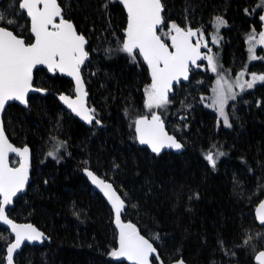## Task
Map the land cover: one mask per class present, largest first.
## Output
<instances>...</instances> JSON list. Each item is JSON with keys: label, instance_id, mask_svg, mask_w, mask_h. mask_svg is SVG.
<instances>
[{"label": "trees", "instance_id": "obj_1", "mask_svg": "<svg viewBox=\"0 0 264 264\" xmlns=\"http://www.w3.org/2000/svg\"><path fill=\"white\" fill-rule=\"evenodd\" d=\"M58 1L63 16L86 39L89 60L82 74L88 106L99 123L86 127L51 94L30 95L27 108L12 104L5 109L7 137L31 151L29 187L7 214L35 225L46 237L42 246H25L15 264H127L112 256L119 246L112 213L82 176L83 168L113 183L127 203L123 222L151 239L157 250L153 264L177 259L255 264L254 255L264 250V227L253 215L264 195V82L229 104L230 126L202 104L215 76L207 61L190 71L189 85L173 89L168 104L148 110L149 75L136 53L133 61L121 50L126 15L116 0ZM259 1L161 0L164 24L158 35L168 44L165 33L175 23L208 38L213 20L221 17L226 28L214 47L221 66L234 74L244 68L263 74L262 61L246 65L247 35L264 27ZM18 2H0V26L29 43L28 21ZM33 85L72 94L70 81L44 69L34 71ZM152 113L160 114L182 143L180 154L151 153L137 143L134 121ZM210 150L215 167L205 159ZM50 151H57L56 158ZM10 241L0 226V264Z\"/></svg>", "mask_w": 264, "mask_h": 264}, {"label": "snow or ice", "instance_id": "obj_2", "mask_svg": "<svg viewBox=\"0 0 264 264\" xmlns=\"http://www.w3.org/2000/svg\"><path fill=\"white\" fill-rule=\"evenodd\" d=\"M120 2L127 9L128 15L126 38L122 41L121 50L132 56L133 61L136 59L134 50H138V54L143 57L151 71L152 82L145 90L147 97L145 106L148 109L160 108L169 103L167 93L171 89L172 82H178L181 77L188 79L190 63L195 65L198 60L204 58L207 59L211 70L217 71L213 57L211 55L202 57L200 52L201 46L207 48L208 45L206 43L201 45L200 40H197L195 44L191 43L190 38L196 36L197 32L190 28L185 30L175 23L170 24V30L165 35L170 37V47L174 51L169 50V45L162 40L161 35L157 34L159 26L164 24L161 15L163 10L161 0H120ZM261 6H264V0H261ZM19 8L25 10L31 19V32L35 42L26 43L12 30L0 26V110L4 109L8 101H19L26 104L25 97L32 89L33 69L37 65H46L49 71L55 72L58 69L76 79L79 93L77 98L75 100L67 96L60 98L82 119L91 122L94 118L91 113L95 110L85 107L83 96L86 94L82 91L80 78V66L88 55L84 48L85 38L77 34L71 22L63 19L57 0H21ZM57 17H60L58 23L56 22ZM260 19L264 21V16ZM2 20L4 17L0 15V21ZM7 23L12 24L14 21L7 20ZM224 24L225 21L217 17L213 26L218 32L219 27ZM166 27L169 26L166 25ZM252 39L250 35V43ZM212 42H217L215 37ZM259 43L264 44V32L260 33ZM249 52L253 53L254 49L250 47ZM251 58L256 57L252 55ZM243 75L244 73L241 72L240 76ZM256 80L264 81V75L257 77L253 74L252 80L244 83L237 77L234 83L243 90L245 87L252 88ZM225 83L227 81H224L223 76L217 80V86L213 89L215 98L211 106L218 110L225 125L230 126L225 113V104L229 98L225 92ZM231 91L232 84H228L227 93ZM231 98H235L234 94ZM97 123H99L98 120ZM134 125L139 142L148 145L154 153L159 154L164 147L176 149L182 147L173 137L164 132L163 122L159 115L153 114L151 120L147 117L136 119ZM59 146H56L57 151ZM28 151L27 147L21 150L9 143L0 126V196L3 198L0 200V221L10 226L15 234V242L7 247V264H13V253L25 240H40L43 236V233L37 231L32 225H17L6 215L5 206L12 203V198L24 189L27 182ZM9 152L22 157L23 162L19 167L8 166ZM48 154L56 158L55 151H50ZM216 155H223V153H216ZM205 159L212 167H215L216 161L211 150L206 153ZM87 174L92 178L93 183L101 187L115 209L116 224L120 229L119 248L112 252V256L124 257L132 264H149L150 255L156 252L153 244L141 236L133 225L121 223L120 213L124 203L116 195L112 186L98 180L91 172ZM257 215L260 222L264 224V202L260 203ZM156 259H159L158 255ZM255 259L259 264H264V251L259 252ZM177 264H184V262L180 260Z\"/></svg>", "mask_w": 264, "mask_h": 264}, {"label": "water", "instance_id": "obj_3", "mask_svg": "<svg viewBox=\"0 0 264 264\" xmlns=\"http://www.w3.org/2000/svg\"><path fill=\"white\" fill-rule=\"evenodd\" d=\"M1 1H2V0H0V2H1ZM20 2H21V0H19V2H18V8H19V3H20ZM116 2H117V4L123 9V11H124V13H125V15H126V27H127V21H128L127 9H126L125 6L120 2V0H116ZM57 4H58V6L61 8V16L63 17V19H65V20H67V21H69V22L72 23V21L66 19V18L63 16V9H62V7L60 6L58 0H57ZM161 4H162V3H161ZM40 7L42 8V4H41ZM19 11H20L22 14H24L25 18H26L27 21H28L29 34H30V36H31V38H32V42L34 43V42H35V40H34V35H33V33L31 32V19H30V17L27 15V13H26L25 10H22V9L19 8ZM161 15H162V17H163V10H162V12H161ZM59 19H60V17H57V18H56V22H57V23L59 22ZM72 24H73V23H72ZM73 26H74V24H73ZM126 27H125V30H124V39L126 38ZM49 28L51 29V26H49ZM160 28H161V25L159 26V28H158V30H157V34H158V31H159ZM74 29H75V26H74ZM182 29H184V28H182ZM188 29H189V28H188ZM190 29H192L194 32H197L196 29H194V28H190ZM185 30H186V29H185ZM75 31L77 32L76 29H75ZM77 34H79V33L77 32ZM172 34L174 35L175 33L173 32ZM79 35H80V34H79ZM17 37H18V36H17ZM83 37H84V36H83ZM18 38H21V37H18ZM84 38H85V37H84ZM190 40H191V43L195 44L196 41H197V35L191 37ZM85 41H86V39H85ZM200 42H201V41H200ZM205 43L208 45V47L205 48V47L201 46V48H200V52H201V54H202V57L207 56V50H208V48H209V42H205V41H204V42H201V45H203V44H205ZM166 44H167V43H166ZM86 45H87V42L85 43L84 48H86ZM168 45H169V50H170V51H174V49H172V48L170 47V46H171V39H170V37H169ZM85 51H86V49H85ZM134 53H136V54L139 56V58H140L142 64L146 67L147 72H148V75H149L150 85H151V82H152V79H151V71H150V69H149L147 63L143 60V57L140 56V55L138 54V50H134ZM88 60H89V56L87 55V58L84 60L83 64L80 66V78H81V82H82V91H83V93L86 94V95L83 96L85 107L88 108V109H91V108L88 106V92H87V87H86V84H85V79H84L83 74H82V70H83V68L85 67V65H86V63H87ZM204 61H207V59L202 58V59L198 60V61L196 62L195 65H192L191 63L189 64L188 79L185 80L183 77H181V78L179 79L178 82H177V81H173V82H172L171 89H170V91L167 93V95H168V100H169V97H170V95L172 94L173 89H174L175 87H177V86H181V85H183V86H187V85H189V82H190V71H191L192 69H196V68L198 67V64H199L200 62H204ZM37 69H44V70L46 71V73H47L48 75H50V76L59 75V76H61V77H64L66 80L70 81L71 84H72V94H71V95L66 94V93H60V94H57V93L49 92V91L46 90V89H42V88L35 87V86L33 85V79H32V89H30V90L28 91V93H27V95H26V97H25V99H26V101H27L26 104H22V103H20L19 101H8V102L6 103L4 109H3V110H0V126H2L4 133H5V130H4V127H3L2 116H3V113H4L5 109H6L8 106L12 105V104L18 105V106L23 107V108H27V107H28V98H29V96H30V95H36V94L39 95L40 97L46 96V95H48V94H51L52 96L55 97V99L58 101V103L61 105V107H62L65 111H67L72 117H74L75 119H77L80 123H82V124L85 125L86 127H91L93 123L97 122V119H96L95 115L93 114V112L91 113V115H92L94 118L92 119L91 122H88V121L82 119L81 116L77 115L76 112H74L71 108L68 107V105H67L63 100H61V98H60L61 96H67V97H69V99L75 100V99L77 98V95H79V93L77 92V82H76V79H75L73 76H69V75H67V73H62V72H60L58 69H57L55 72L49 71L46 65H37V66L33 69V73H34V71L37 70ZM153 114L159 115L160 118H161V115H160V114H158V113H152V114H149V115H140V116L137 117L136 119H139V118H142V117H147L149 120H151V117H152ZM136 119H135V120H136ZM161 121L163 122L164 132L167 133L168 136L173 137L178 143H180V144L182 145V143H181V142H180V141H179V140H178L173 134H171V133L168 131V129H167V123H166L162 118H161ZM134 134H135V137H136V141H137V143H138L141 147H144V148H146L149 152L154 153V152H152L151 148H150L148 145H146V144H141V143L139 142L138 134H137V132H136V130H135V125H134ZM5 135H6V133H5ZM6 137H7V135H6ZM7 139H8V141H9V143H11L14 147H16V148H18V149H21V150H22L24 147H27L28 150H29L28 153H27V164H28V173H27V174H28V179H27V182H26V184H25V186H24V189H23L22 191L18 192V193L16 194V196H14V197L12 198V203H11V204L5 206V208H6V215L8 216L7 211L13 207L15 200H17L20 196H22V195L27 191V189H28V187H29L30 180H31V169H30V166H31V151H30V148H29L28 146H26V145H23V146H16L15 144H13V143L9 140L8 137H7ZM182 151H183V145H182V147H181L180 149L170 148V147H164V148L161 149L160 153H163V152H173V153H175V154H180ZM155 154H157V153H155ZM11 158H16V159H17V164H16L15 166H12V165L10 164V160H11ZM22 162H23L22 157L16 155L15 153H11V152L8 153V166H9V167L17 168V167L20 166V164H21ZM88 172H91V173H92V174H93L98 180H102V181H104L105 183L110 184V185L112 186V189L116 192V195L119 196L120 199L123 201V203H124V207H123V209L121 210V213H120V219H121V223H122V224H125V223L123 222L122 216H123V214H124V212H125V210H126V208H127V203H126V201L122 198V196L118 193V191L115 189V187H114V185H113L112 182L105 180L102 176L96 174L95 172H93V171H92L91 169H89V168H83V169H82V176L86 179V181H87L88 185L90 186V188L92 189V191H93L94 193L99 194V195L103 198V200L105 201V203L107 204V206L109 207V209L111 210V213H112V220H113V221H112V222H113V226H114L115 229H116V233H117V235H118V241H119V232H120V229L117 227V224H116V213H115V209L112 207V203L109 201L108 197L104 194V191L101 190V187H99V186H97V184L93 183L92 178L87 174ZM2 199H3L2 196H0V200H2ZM261 202H264V195H263V197L261 198V200L257 203V205L255 206V209H254V213H253V215H254V219H255L256 224L259 225V226H263V227H264V224H262V223L260 222V220L258 219V215H257V210H258L259 205H260ZM8 217H9V216H8ZM10 219H11V218H10ZM11 220L13 221V223H15V224H17V225H29V224H30V225H32L37 231L43 233L41 230H39L35 225H33V224H31V223H28V222H17V221H15V220H13V219H11ZM125 225H126V224H125ZM0 226H1L2 228H4L5 230H7L8 233H9V235L11 236V241L7 244L6 249H5V264H7V260H6V256H7V247H8L11 243H14V242H15V234L12 232L11 227L8 226V225L3 224L2 221H0ZM136 230H137V229H136ZM137 232H138L141 236H143L145 239H147L150 243L153 244V242L151 241V239H149V238H147L146 236H144L143 234H141L139 230H137ZM45 240H46V237H45L44 233H43V236L41 237L40 240H35V241H27V240H25V241L21 244V246H20L18 249H16V251L13 253V264H15V258H16V256L22 251V249H23L25 246H42V245L44 244ZM153 247L155 248L154 244H153ZM118 248H119V246H118ZM155 249H156V248H155ZM261 251H264V250H260V251H258V252L254 255L253 260H254L255 264H259V262L255 259V257H256V256L259 254V252H261ZM156 256H157V250H156L155 253H153L152 255H150V257H149V264H153V263H152V260L155 259ZM120 258H121L122 260H124L127 264H132V262L129 261V260H127L126 258H124V257H120ZM180 260H182V259L173 260V261H170V262H168V263H164L163 261H158L157 264H177V262L180 261ZM182 261H183V260H182ZM183 262H184V261H183ZM184 264H187V263L184 262Z\"/></svg>", "mask_w": 264, "mask_h": 264}, {"label": "rangeland", "instance_id": "obj_4", "mask_svg": "<svg viewBox=\"0 0 264 264\" xmlns=\"http://www.w3.org/2000/svg\"><path fill=\"white\" fill-rule=\"evenodd\" d=\"M257 8L261 9V16H264V6H261V0L259 1V5H258ZM215 19L212 22V31L209 34V38L208 39H209L210 44L212 46L219 47L220 46V42L222 41V30L224 28H226V23L224 25H221L219 27V31L217 32L216 28L213 26L214 25V22H215ZM262 22L264 23V21H262ZM250 35L253 37V39L251 40V43L249 42V36ZM204 37L205 36L203 34H202V36H200L199 39H200L201 42L206 40V39H204ZM213 37H215V39L217 41L216 43H213L212 42L213 41ZM259 39H260V33H258V32L252 31L251 33H249L247 35V40H246V53H247L246 65H249V64L254 63L256 61H264V59L262 58L263 57L262 54L264 53V44H260L259 43ZM250 47H252L254 49V52L253 53H250L249 52V48ZM210 49H211V51L208 50L207 51V55H211L213 57L214 63L217 66V71L214 72L215 76H214V79H213V82H212L211 86L209 87L208 95L202 96L201 97V100H202V104H203L204 108L207 109V110L212 111L217 116L218 119L222 120L221 122L225 125V123L223 121V118L219 115L218 110L214 106H211L212 105V100L215 98V93L213 92V89L216 88V86H217V80L221 76H223L224 77V81H227V83L224 84V88H225V92H226V94L228 95L229 98L227 99V103L225 104V113H226L227 116H229L227 114V108H229V104L232 101H234L236 98L242 96L243 93L252 90L254 88V86H256L257 84H259L261 82H264V81H261V80H256L253 83V87L252 88L245 87L242 90L240 87L236 86L235 83H234L236 81L237 77H239L240 78V81L242 83H244V82L251 81L253 74H255L257 77H259V76L264 75V73L263 74H260V73L253 72V71L251 72V71L246 70V68H244L243 70H241V71H239V72H237V73L234 74L231 71L226 70V69H224L221 66V64L219 63V59H220L219 58L220 57L219 53L215 52L213 47H211ZM259 49H261V50H260L259 53H257V50H259ZM252 55H255L256 58L255 59H252L251 58ZM258 56H260V57H258ZM241 72L244 73V75L242 77L240 76V73ZM222 83H223V81H222ZM228 84H232V91H231V93H227ZM232 94H234V97L235 98H231ZM146 99H147V97H146ZM154 108H156V107H153L152 109H154ZM148 110H151V109H148ZM230 110H231V108H230ZM56 156H57V151L55 152V157ZM10 164L12 166H15L17 164V159L16 158H11Z\"/></svg>", "mask_w": 264, "mask_h": 264}, {"label": "flooded vegetation", "instance_id": "obj_5", "mask_svg": "<svg viewBox=\"0 0 264 264\" xmlns=\"http://www.w3.org/2000/svg\"><path fill=\"white\" fill-rule=\"evenodd\" d=\"M261 32H264V27H263V29L261 30ZM260 32V33H261ZM200 36H201V34L200 33H198L197 32V40L200 38ZM205 36V35H204ZM208 38H209V36H208ZM206 36L204 37V39H206L205 40V42H209V48H208V50L211 48V47H213L214 48V46H212L211 44H210V41H209V39H208ZM200 40V39H199ZM202 42H204V41H202ZM260 50L261 49H259V50H257V53H259L260 52ZM258 55V54H257ZM262 58L264 59V53L262 54ZM258 57H260V56H258ZM257 62V61H256ZM263 63H264V61H262ZM246 93V92H245ZM245 93H243V94H245ZM239 98V97H238ZM237 99V98H236Z\"/></svg>", "mask_w": 264, "mask_h": 264}, {"label": "bare ground", "instance_id": "obj_6", "mask_svg": "<svg viewBox=\"0 0 264 264\" xmlns=\"http://www.w3.org/2000/svg\"><path fill=\"white\" fill-rule=\"evenodd\" d=\"M252 6V5H251ZM194 14V13H193ZM184 19V18H183ZM182 20V19H181ZM210 20V19H209ZM231 26V25H230ZM110 32V31H109ZM108 40V39H107ZM104 44V43H103ZM107 46V45H106ZM259 68V67H258ZM93 86V85H92ZM93 91L92 92H94V89H92ZM94 95V94H93ZM98 162V161H97Z\"/></svg>", "mask_w": 264, "mask_h": 264}]
</instances>
